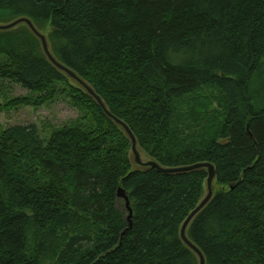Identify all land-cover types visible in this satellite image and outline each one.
Returning <instances> with one entry per match:
<instances>
[{
  "label": "trees",
  "instance_id": "obj_1",
  "mask_svg": "<svg viewBox=\"0 0 264 264\" xmlns=\"http://www.w3.org/2000/svg\"><path fill=\"white\" fill-rule=\"evenodd\" d=\"M21 17L150 159L215 166V195L188 229L207 264H264V0H0V24ZM0 62V80L36 96L0 113L65 96L92 122L48 141L36 125L1 133L0 264H199L180 230L207 194V172L135 168L123 129L27 25L0 31ZM216 99L206 120L194 109ZM120 188L134 211L124 235Z\"/></svg>",
  "mask_w": 264,
  "mask_h": 264
},
{
  "label": "water",
  "instance_id": "obj_2",
  "mask_svg": "<svg viewBox=\"0 0 264 264\" xmlns=\"http://www.w3.org/2000/svg\"><path fill=\"white\" fill-rule=\"evenodd\" d=\"M27 25L31 32L40 40L42 49L44 54L46 55L49 62L56 67L58 70L66 74L72 81L77 83L81 88H83L93 99L94 101L100 106V108L103 110V112L106 114V116L112 120L115 124L120 126L127 137L129 138L131 142V161L135 168L137 169H146V168H153L159 171L160 173L166 174V175H174V174H185V173H191L194 171L199 170H205L208 174L207 178V194L204 197V199L201 201V203L189 214L187 219L182 224L181 230H180V237L183 241V243L191 250L193 251L196 256L198 257L199 264H207L206 257L202 250L193 243L190 238L188 237V229L193 222V220L203 211V209L211 202L215 195V180L217 178V170L215 166L211 163H199L191 166L186 167H178V168H165L155 162L154 160L150 159L146 154H144L138 144V140L136 136L134 135L133 131L130 129V127L117 118L107 107L104 100L96 93L94 88L88 84L86 81H84L76 72L72 71L70 68H68L66 65L62 64L60 61H58L50 48V44L48 42V39L45 34L41 33L32 20L26 17H21L16 20H14L11 23L8 24H0V31L6 32L13 30L20 25ZM118 199L120 201H123L124 208L127 214L126 220L128 223V227L126 231L123 233L126 234L133 226V218H134V211L132 208V203L129 198V195L126 193V191L122 188L118 190Z\"/></svg>",
  "mask_w": 264,
  "mask_h": 264
},
{
  "label": "rangeland",
  "instance_id": "obj_3",
  "mask_svg": "<svg viewBox=\"0 0 264 264\" xmlns=\"http://www.w3.org/2000/svg\"><path fill=\"white\" fill-rule=\"evenodd\" d=\"M43 29L44 32L48 34L52 31L49 25H44ZM1 60L3 61V59ZM209 93L212 94V92ZM27 96L31 98L36 97L35 95H31V93L28 90L24 89L20 85H17L13 82L0 80L1 105L6 106L14 99L27 97ZM201 98H206V95H203L202 97L200 95L197 98V100L201 101L199 100ZM192 107H194L193 104ZM219 107H220L219 102L216 99L213 101L211 107H209L208 109L202 106L200 107V109H196L195 107L194 109L198 110V112L203 116L206 114V111L208 110L207 112L209 114L205 115V120H206L207 119L206 116H209L210 114H214L212 112L219 111L217 110L220 109ZM181 108L185 109L183 106H181ZM86 114L87 113H85L83 110L81 111L79 108L74 107L70 103L69 98L65 96H61L55 101L45 104L41 107L20 106L15 109L9 111L5 110L0 113V135L4 130L14 126L36 125L39 129L41 137L45 141H48L56 131H59L65 127H69V126L74 127L76 125L78 127L81 126L84 127L87 123H92L91 121H89L88 118H85ZM83 119L86 120L82 121ZM81 123H83V125Z\"/></svg>",
  "mask_w": 264,
  "mask_h": 264
},
{
  "label": "bare ground",
  "instance_id": "obj_4",
  "mask_svg": "<svg viewBox=\"0 0 264 264\" xmlns=\"http://www.w3.org/2000/svg\"><path fill=\"white\" fill-rule=\"evenodd\" d=\"M51 47V46H50ZM54 55V54H53ZM46 56V55H45Z\"/></svg>",
  "mask_w": 264,
  "mask_h": 264
}]
</instances>
